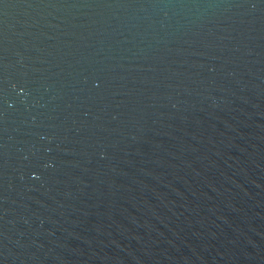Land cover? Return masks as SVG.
I'll return each mask as SVG.
<instances>
[{
    "label": "water",
    "instance_id": "95a60500",
    "mask_svg": "<svg viewBox=\"0 0 264 264\" xmlns=\"http://www.w3.org/2000/svg\"><path fill=\"white\" fill-rule=\"evenodd\" d=\"M0 264H264V0H0Z\"/></svg>",
    "mask_w": 264,
    "mask_h": 264
}]
</instances>
